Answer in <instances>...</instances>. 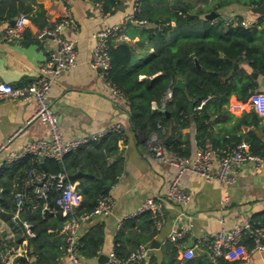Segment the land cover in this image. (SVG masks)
<instances>
[{
	"label": "crops",
	"instance_id": "obj_1",
	"mask_svg": "<svg viewBox=\"0 0 264 264\" xmlns=\"http://www.w3.org/2000/svg\"><path fill=\"white\" fill-rule=\"evenodd\" d=\"M140 1L114 0L111 10L104 11V0H5L6 3L0 0V82L10 83L13 87H23L34 80L39 75V64L51 52H54L58 45V41L50 36L37 39L36 32L40 29L53 28L56 23L69 16L74 25H64L59 29L58 34L75 41L76 64L53 80L48 95V102L58 115L60 133L64 139H71L102 132L114 124L119 125V130L114 131L120 134L117 146L123 156V169L118 179L108 186V194L113 198L110 213L106 216H94L80 223L78 238L88 227L96 223L103 225L102 243L97 254L88 258L81 257L82 264H99L100 254L108 256L114 249L115 236L122 221L130 217L146 198H163L167 181L176 172L173 166L153 157L149 149V138H144L134 128L127 104L116 103L105 94L104 82L99 71L90 65L95 44L92 34L100 27L114 24L130 15L133 17L123 31L125 37L121 35L111 39L110 43L113 46L120 42L131 45L136 59L143 60L153 51L150 46L136 45L140 39L139 30L142 27L156 25L153 22L134 19V13L139 9ZM166 1L169 4L187 8V14H195L202 18L213 11L216 13L215 17L219 16L226 20L235 19L238 16L245 20H255L259 31L258 36L261 39L264 38V14L254 12L252 8L255 6L245 5L243 0ZM10 9H14L16 15L7 19L5 16ZM19 16L24 18L23 38L12 41L3 40L1 33L4 28ZM171 24L173 25L174 22L171 21ZM159 27H164V24H159ZM219 56H222L221 52ZM236 65L234 69H244L251 82H254L252 91H264L263 74L252 70L245 60ZM143 77V74L138 76L139 79ZM168 98L167 95L163 97L162 106ZM155 106L156 103L152 101L151 107ZM35 107L33 99L24 100L19 97L0 99V144L6 145L5 149L0 150V166L4 162L10 163L6 161L10 151H17L26 141L44 137L47 134L48 128L44 123L39 120L28 122ZM222 107L229 114H215L211 117L207 137L228 140L230 136L236 135L241 136V139L231 140L230 144L221 146L220 149L238 143L246 144L243 135L249 130L259 131L256 135L264 142L262 117L259 120L261 128H254L251 124L238 125L235 120L250 110L248 97L241 100L235 94H231ZM165 114L168 115V111H165ZM217 115L220 118L214 122ZM166 131L169 133L170 128L168 127ZM180 132L179 146L187 151L185 156L194 157L197 147L200 146L195 137L194 123L190 121L187 126L180 129ZM168 136L169 134L160 139L165 154L170 155L171 150L164 146ZM98 139L88 142L87 145ZM207 145H211L210 141L205 142L204 146ZM234 173L236 180L228 186L204 181L200 176L188 172L181 175L180 185L191 193V197L184 204L171 202L163 204L164 220L159 228L156 227L157 234L153 238L157 239L160 245L150 251V254L155 256L156 264H161L162 245L168 240V234L173 228L179 230L180 224L183 228L188 227V231L178 239L181 249L193 246L194 255L190 259H180V250H178L177 264H213L208 257L206 247L197 242L202 236L215 232L221 227L231 228L248 217L257 219L264 217V168L255 170L250 163H243L234 167ZM92 178L80 177L73 183L78 187L81 182L88 183L87 179ZM79 193L81 194V191ZM224 197H228V200L224 201ZM10 229L14 230L0 218V238H4ZM59 230L48 229L49 232L55 233H59ZM146 244H150V241ZM249 246L250 241L244 239L240 247L232 249L226 256L220 258L219 262L235 263ZM121 254L125 256L127 253L123 251ZM1 255L2 251L0 257ZM149 257L143 262L147 263ZM27 259L32 261L31 257L27 256ZM58 264H68L65 253ZM245 264H264V251L253 252Z\"/></svg>",
	"mask_w": 264,
	"mask_h": 264
},
{
	"label": "trees",
	"instance_id": "obj_2",
	"mask_svg": "<svg viewBox=\"0 0 264 264\" xmlns=\"http://www.w3.org/2000/svg\"><path fill=\"white\" fill-rule=\"evenodd\" d=\"M113 3L114 0H104L103 10H111ZM243 3L259 6L264 4V0H243ZM187 11V8L169 4L166 0H141L134 19L156 25L142 27L136 45L150 46L153 51L143 60L136 59L131 45L120 42L113 46L109 42L110 67L106 77L126 97L134 128L144 138L154 134L162 139L169 134L164 146L181 155H187V151L179 146L180 129L190 121L195 125V137L200 146L210 141L212 147L219 148L230 144L231 140L241 139V136L236 135L230 136L228 140L213 136L208 138V121L215 114H229L222 106L231 94L245 100L254 89L255 84L247 72L240 68L234 69L236 63L245 60L252 70L264 75V38L258 36L257 23L244 27L240 24L241 16L230 20L218 16L209 20L188 16ZM196 13L199 15L198 11ZM14 15L16 11L10 9L5 17L10 19ZM161 23L164 24L162 28L159 27ZM220 52L222 56H219ZM192 54L199 66H196ZM139 74L144 77L139 79ZM177 78L184 81V88L173 86ZM168 91L170 96L162 106L161 101ZM204 98L206 100L200 105ZM190 100H193L194 105L188 113ZM152 101L156 103L155 107H151ZM165 111H168V115ZM219 115L214 122L219 120ZM260 118L250 108L235 120L238 125L251 124L254 128H261ZM168 127L169 133L166 131ZM243 136L253 153L264 154V142L254 130H249ZM119 137L118 132L108 131L90 145L84 144L68 152L61 162L46 158L44 166L33 155L10 163L4 162L0 166V218L14 228L16 237L14 240L0 238V252L6 246L21 242L23 230L20 222L25 220L32 224L35 234L27 237L26 256L21 257L16 264H58L66 250L65 238L62 233L49 232L48 229H61L67 216L60 212L52 214L42 211L44 201L32 192L31 187H24L26 171L36 167L38 170L54 172L63 170L67 175L78 171L93 175L92 179H87L88 183L81 182L76 187L81 191L82 200L75 213H86L95 205L99 194L108 193L104 186H111L122 172L123 156L117 146ZM99 179L103 181L102 184ZM19 190L24 191L25 195L18 209L19 225H14L11 220L17 209L14 195ZM46 202L50 207L54 206L52 194L48 195ZM252 219L264 226V217ZM156 234L150 211L132 215L122 221L115 236L113 252L119 258L126 257L138 244L151 241ZM102 236L101 223L88 227L78 238L80 257L96 255ZM123 251L127 253L125 256L121 254ZM162 252L161 264L179 262L176 258L178 248L173 242L167 240L162 245ZM139 264H156L155 256L150 254L147 263Z\"/></svg>",
	"mask_w": 264,
	"mask_h": 264
},
{
	"label": "built area",
	"instance_id": "obj_3",
	"mask_svg": "<svg viewBox=\"0 0 264 264\" xmlns=\"http://www.w3.org/2000/svg\"><path fill=\"white\" fill-rule=\"evenodd\" d=\"M101 8V7H100ZM133 15L111 24L104 25L93 34L95 40L92 49L90 65L99 71L103 79L105 94L116 103L127 104L124 94L116 88L106 77L110 67L109 42L111 39L123 36L127 22ZM257 21L242 19L240 24L244 27H251ZM64 25L73 26V20L68 16L63 18L53 28L40 29L36 32V38L42 39L46 36L53 37L58 41L57 49L39 64V75L24 85L23 87H13L10 83L0 82V99L4 97H19L21 99H33L35 101V111L28 119L39 120L44 123L48 132L44 137L28 140L21 149L10 151L6 161L13 162L23 159L27 155H33L38 163L44 162L46 158L61 162L63 156L78 147L96 140L108 131L119 130V125H111L108 129L86 136L64 139L58 126V115L52 110L48 95L53 80L63 71H66L76 64V46L71 38L61 37L58 34ZM24 18L22 16L14 19L13 23L6 25L1 37L5 41L20 40L23 38ZM125 37V36H123ZM167 97L170 92H167ZM206 100L204 98L200 105ZM248 103L259 116L264 119V91H252L248 96ZM199 105V106H200ZM149 149L155 159L168 163L176 169L175 174L168 179L166 193L161 199L146 198L132 215L144 211H150L151 217L157 228L164 220V203H187L191 193L180 185L181 175L185 172L200 176L204 181L216 182L221 186L232 185L235 180L234 167L243 163H250L255 170L264 168V154L253 153L246 143H238L227 146L224 149L214 148L211 145L198 146L194 157L181 155L171 151L170 155L165 154L162 140L156 136L149 139ZM6 145L0 144V150ZM24 187H31L32 192L41 198L44 203L42 211L55 214L60 212L67 216L59 233H62L66 242L65 256L68 264H82L78 252V229L80 223L94 216H106L110 213L113 198L110 194H99L95 205L86 213L76 214L75 210L80 206L82 196L75 184L68 179V175L63 171L38 170L30 167L26 171ZM49 194L53 195L54 206L50 207L46 199ZM24 191L15 193L16 211L11 219L14 225H19L18 209L24 198ZM228 197H224V201ZM130 215V216H132ZM222 221V220H220ZM20 227L23 230V238L17 245L6 246L0 257V264H16L21 257L26 256L27 237L34 236L32 224L22 220ZM14 230L6 232L5 239L14 240ZM188 231V227L172 229L168 234V240L180 250V259H190L194 255V247H184L181 249L179 238ZM244 239L250 241V246L244 250L242 257L233 264H245L248 262L253 252L264 251V226L253 220L246 218L241 223L235 224L231 228L221 227L217 231L202 236L197 242L203 244L208 253V257L213 264H220V258L226 256L232 249L240 247ZM149 244H138L126 257H117L113 250L108 254V260L102 264H139L150 255Z\"/></svg>",
	"mask_w": 264,
	"mask_h": 264
},
{
	"label": "water",
	"instance_id": "obj_4",
	"mask_svg": "<svg viewBox=\"0 0 264 264\" xmlns=\"http://www.w3.org/2000/svg\"><path fill=\"white\" fill-rule=\"evenodd\" d=\"M252 10H253L254 12L259 13V14H264V4L259 5V6H255V7L252 8ZM187 15H188V16H197V15H195V14H190V13H188ZM215 16H216V13H214V12L212 11V12L206 14V15H205V18H206V19H212V18H214ZM13 21H14V20H12L11 23H13ZM191 56L194 58V55H193V54H192ZM194 61H195L196 66H199V64H198V62H197V60H196L195 58H194ZM236 66H237V65L235 64L234 67H236ZM184 85H185V84H184V81H183L181 78H177L173 86H174V87H178V88H184ZM193 105H194L193 100H190V101H189V106H188V109H187V112H188V113H190V112L192 111V109H193ZM208 124H210V121H208ZM256 132L259 134V131H256ZM207 134H209V132H207ZM41 165L44 166V163L42 162ZM80 177H93V175L88 174V173H83V172H80V171H78V172H76V173H74V174L68 175V179H69L71 182H74L77 178H80ZM99 181H100V183H102V180H99ZM104 188H105L106 190L109 189L108 186H104ZM180 225H181V224H180ZM180 225H179V229H180ZM149 245H150V248H151V249H154V248H158L159 245H160V243H159V241H158L157 239H152V240L150 241V244H149ZM107 260H108V256L105 255V254H100V255L98 256V262H99V264H102V263H104V262L107 261Z\"/></svg>",
	"mask_w": 264,
	"mask_h": 264
}]
</instances>
